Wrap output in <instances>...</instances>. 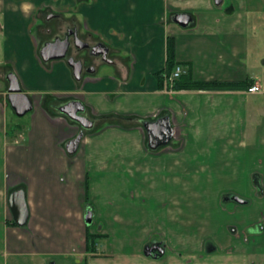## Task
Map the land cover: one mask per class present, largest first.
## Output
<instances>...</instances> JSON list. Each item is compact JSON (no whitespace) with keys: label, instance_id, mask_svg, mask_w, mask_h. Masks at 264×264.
Returning <instances> with one entry per match:
<instances>
[{"label":"crops","instance_id":"obj_1","mask_svg":"<svg viewBox=\"0 0 264 264\" xmlns=\"http://www.w3.org/2000/svg\"><path fill=\"white\" fill-rule=\"evenodd\" d=\"M253 1L0 0V82L10 68L32 101L25 124L11 126L5 109H13L0 89V264H253L264 257V24ZM47 12L104 44L112 60L79 80L66 59L43 61L34 28ZM178 13L191 21L178 24ZM167 37L193 80L251 83L175 91L164 78L161 87ZM255 84L260 91L248 92ZM68 99L94 121L73 154L64 144L78 127L55 109ZM163 116L172 137L151 149L142 122ZM14 129L24 145L7 142ZM100 172L117 199L103 211ZM17 189L28 208L22 226L8 204ZM88 197L102 211L90 223ZM87 225L105 235L90 249ZM148 245L162 252L147 255Z\"/></svg>","mask_w":264,"mask_h":264},{"label":"water","instance_id":"obj_2","mask_svg":"<svg viewBox=\"0 0 264 264\" xmlns=\"http://www.w3.org/2000/svg\"><path fill=\"white\" fill-rule=\"evenodd\" d=\"M173 19L182 26H186L191 21V17L187 13H178ZM67 46V39H56L54 41L46 42L39 50L40 57L43 61L66 59L68 65L72 68L75 79L79 80L81 79V62L74 60L72 57L66 58ZM92 50H94V54H102L103 57H106L107 47L104 44L98 43L92 48ZM8 81L9 87L6 91V100L9 106L13 109L15 115L22 117L32 110V101L29 96L21 90L18 79L13 72L8 74ZM57 109L60 113L69 119L78 122L84 128H90L93 125V122L89 118L78 114V112H82L85 109L84 105L79 100H70L63 105L58 106ZM142 125L146 129L148 137L147 144L151 149L166 145L172 137L173 130L169 118L166 116L160 117L154 121L145 120L142 122ZM83 135L84 132L80 130L74 137L65 142L64 147L67 153L73 154L77 151ZM232 199L238 203L245 202L238 196H233ZM8 204L14 222L20 226L24 225L28 218V208L24 190L17 189L12 191L8 197ZM91 218L92 213L88 210L85 214V221L90 223ZM155 249L162 252V248L149 245L145 247L144 252L147 255H150Z\"/></svg>","mask_w":264,"mask_h":264},{"label":"flooded vegetation","instance_id":"obj_3","mask_svg":"<svg viewBox=\"0 0 264 264\" xmlns=\"http://www.w3.org/2000/svg\"><path fill=\"white\" fill-rule=\"evenodd\" d=\"M38 20H39V23L38 25L35 26L34 30L36 31V33H39L38 36H40L39 41L41 43L40 48L46 42L54 41L56 39H61V40L67 39L68 46L66 50V58L72 57L74 60L81 62V77L85 73H89V72L94 73L97 65L109 63L112 60L110 58V53L108 51V48H107L106 57H103L102 54H94L95 49L92 50V48L101 42L90 41L87 37L79 33L76 26L74 25L72 26L64 25V21L59 19V16L57 14L47 12ZM42 35L43 36L49 35L50 37L49 39L43 38L41 37ZM11 72L13 71L10 68L5 69L4 71L1 72V81L3 82V85H4L3 88H5L6 91L9 87L8 74ZM5 98H6V95H5ZM70 100H74V99H68L65 102L55 105L56 111H58L57 109L58 106L63 105L64 103L69 102ZM78 114L89 118L93 122V125H94L93 119L91 118V116L86 114L85 111L78 112ZM69 120L72 123L76 124V126L78 127V132L82 130L85 133V131H88L89 129L93 127L92 125V127L90 128H84L78 122H75L71 119Z\"/></svg>","mask_w":264,"mask_h":264},{"label":"trees","instance_id":"obj_4","mask_svg":"<svg viewBox=\"0 0 264 264\" xmlns=\"http://www.w3.org/2000/svg\"><path fill=\"white\" fill-rule=\"evenodd\" d=\"M178 63L175 61V51H174V41L172 37H167V45H166V61L165 67L162 71L157 72V77L159 81V85L163 87L164 78H167L171 71L174 69L175 65ZM251 81H243V82H227V81H195L192 79L191 75L185 71L182 73L176 80L173 81L172 85L169 88L175 91L182 90H204V91H212V90H239L245 89ZM58 112V111H57ZM18 126V125H17ZM11 223L14 224L12 221ZM90 225H87L86 232V241L88 245V249L91 248V245H94L96 239L105 236L99 233H91L89 231Z\"/></svg>","mask_w":264,"mask_h":264},{"label":"rangeland","instance_id":"obj_5","mask_svg":"<svg viewBox=\"0 0 264 264\" xmlns=\"http://www.w3.org/2000/svg\"><path fill=\"white\" fill-rule=\"evenodd\" d=\"M254 6H258V11L257 13H259V23L260 26L264 24V0H255L253 1ZM3 83L0 82V89H3ZM2 97V96H1ZM5 112L7 114V119L10 120V123L12 124L11 126H14L15 124L17 125H24L25 121H27L30 117V112H28L27 114H25L22 117H16L12 110L6 106ZM68 121V120H67ZM9 123V124H10ZM15 123V124H13ZM69 123V121H68ZM72 125H76L74 123H72ZM18 130V129H16ZM15 129L13 131H7L6 132V140L8 143H13V144H19L21 143V145H24V143H26L28 141V139L26 141L21 142L24 139V134L22 133V131H16ZM104 174V172H100L98 175V177H96L95 181H96V185H98L100 187V196L98 197L99 199V204L102 207V211L103 209H107L110 207L111 203H113L114 201H116V193L114 192L113 189V185H112V181H109L105 176L102 177V175ZM141 187L137 186V189H139ZM131 189V188H130ZM84 191L87 192L88 191V185L86 188H84ZM128 191V187L126 189V192ZM130 191V190H129ZM85 195V193H84ZM213 199V198H212ZM94 199H90L89 197L87 198V201L89 203H91V206L89 207V209L93 210V214L94 217L98 216V214L102 213V211H98V209L100 208L98 205L95 204V202L93 201ZM92 213V212H91ZM253 264H264V257L259 258L258 260H256V262H254Z\"/></svg>","mask_w":264,"mask_h":264},{"label":"built area","instance_id":"obj_6","mask_svg":"<svg viewBox=\"0 0 264 264\" xmlns=\"http://www.w3.org/2000/svg\"><path fill=\"white\" fill-rule=\"evenodd\" d=\"M186 70L185 68L180 65L177 64L175 65L174 69L171 71V73L168 75L167 78H165L166 80V84L168 89L167 90H172L170 87V85H172L173 81L176 80L182 73H184ZM248 92H258L260 91V87L258 85H251L247 88Z\"/></svg>","mask_w":264,"mask_h":264}]
</instances>
